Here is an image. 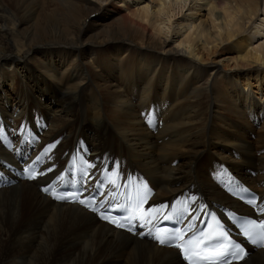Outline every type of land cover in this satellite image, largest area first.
Returning a JSON list of instances; mask_svg holds the SVG:
<instances>
[{
	"label": "bare ground",
	"instance_id": "bare-ground-1",
	"mask_svg": "<svg viewBox=\"0 0 264 264\" xmlns=\"http://www.w3.org/2000/svg\"><path fill=\"white\" fill-rule=\"evenodd\" d=\"M184 10L198 13L177 20ZM261 38L264 0H0V129L47 149L42 170L54 168L0 190V264H183L39 190L77 160L108 181L128 168L158 200L193 185L240 207L207 170L223 162L264 182ZM150 108L156 135L139 117ZM240 264H264V251Z\"/></svg>",
	"mask_w": 264,
	"mask_h": 264
},
{
	"label": "snow or ice",
	"instance_id": "snow-or-ice-1",
	"mask_svg": "<svg viewBox=\"0 0 264 264\" xmlns=\"http://www.w3.org/2000/svg\"><path fill=\"white\" fill-rule=\"evenodd\" d=\"M20 130H23V125L20 126ZM53 147L49 145L48 148ZM47 153V149L45 150ZM40 160V156L36 157V161ZM97 166L91 162H86L87 169H93ZM54 168L49 166L47 169L42 170L39 175H45L47 173L53 172ZM105 169H101V172H105ZM24 172L28 174L27 178L36 179L37 172L31 167L24 168ZM114 175H118L114 173ZM84 180L86 183L82 185L84 191H88L91 184H95L96 191L93 192L87 200L79 199V203L83 204L85 207H89L90 210L95 211V201L96 196L99 194L101 197L108 195L102 192L103 182L100 181L99 177L93 178L90 171H85L83 173ZM66 179L65 174L58 173L56 177L49 181L46 186L42 189L45 193L51 192L54 198L57 199H68L69 196L76 197V192H70L67 196L63 193L57 191L60 186L59 182H64ZM114 188L118 189L120 185L116 184L115 180H109ZM74 186V184H73ZM67 187V185H65ZM145 190V195H141L137 191L135 197H128V204L125 207L129 214L124 217V220L131 222L132 220L140 221V226L143 227L145 224H152L155 222L158 215L164 213L168 209L167 204L160 205H150L146 207L147 195L146 193L150 191L147 184L143 185ZM114 200L115 197L113 196ZM107 203V202H106ZM182 202L177 199L175 204L179 205ZM250 205L257 208V214L264 216V206H258L256 198L253 197L248 201ZM122 206L117 204L108 203V207L104 212L101 213V218L108 220L110 223L115 224L117 227H123V224L116 219L111 218V213L114 211H119ZM189 214V210L184 208L183 210L178 209L175 205L171 207V213L169 215H164L163 219H171L173 215L179 218L183 214ZM213 222H215V227L212 223H206L205 227L201 229L198 236H193L189 239H185L187 235L182 229H174L169 231L167 229L157 228L154 234V239H156L161 245L172 244L180 250L184 261L187 264H233L234 260L243 259L246 255L245 249L238 243H235L230 238V233L224 229L221 224L216 221V217H212ZM242 234L252 243H262L264 244V220L257 221L256 219H245L241 222ZM192 224H188V228L191 229Z\"/></svg>",
	"mask_w": 264,
	"mask_h": 264
},
{
	"label": "rangeland",
	"instance_id": "rangeland-1",
	"mask_svg": "<svg viewBox=\"0 0 264 264\" xmlns=\"http://www.w3.org/2000/svg\"><path fill=\"white\" fill-rule=\"evenodd\" d=\"M123 6L124 7H121V8H123L125 11H127L128 13H132L133 12V10H134V5L132 4V3H128L127 5H125V4H123ZM206 9V8H205ZM197 12V11H192V12H189V11H187V10H184V12L182 13V15L181 16H179V17H177L178 19L177 20H180L183 16H185V15H190V14H194L195 15V13ZM206 12H207V10H202L201 9V11H199V13L198 14H200L201 16H200V18L202 19V20H204L205 19V15H206ZM205 16V17H204ZM95 17H97V16H94V18L93 19H95ZM89 21L91 20V18H89L88 19ZM261 41H264V38H261V40L259 39L258 40V43L259 42H261ZM39 109H34V112L35 111H38Z\"/></svg>",
	"mask_w": 264,
	"mask_h": 264
}]
</instances>
